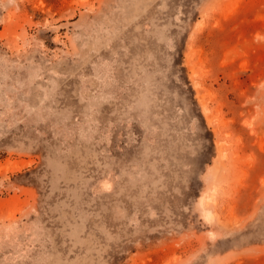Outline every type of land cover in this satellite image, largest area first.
<instances>
[{"label": "rangeland", "instance_id": "374dc122", "mask_svg": "<svg viewBox=\"0 0 264 264\" xmlns=\"http://www.w3.org/2000/svg\"><path fill=\"white\" fill-rule=\"evenodd\" d=\"M0 264H264V0H0Z\"/></svg>", "mask_w": 264, "mask_h": 264}, {"label": "bare ground", "instance_id": "6f19581e", "mask_svg": "<svg viewBox=\"0 0 264 264\" xmlns=\"http://www.w3.org/2000/svg\"><path fill=\"white\" fill-rule=\"evenodd\" d=\"M204 107H206V106H204ZM205 197V196H204Z\"/></svg>", "mask_w": 264, "mask_h": 264}]
</instances>
